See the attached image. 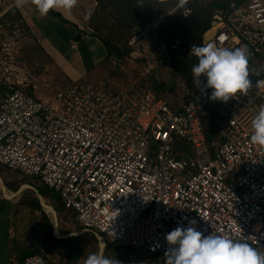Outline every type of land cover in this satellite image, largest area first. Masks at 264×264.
<instances>
[{"label": "built area", "instance_id": "built-area-1", "mask_svg": "<svg viewBox=\"0 0 264 264\" xmlns=\"http://www.w3.org/2000/svg\"><path fill=\"white\" fill-rule=\"evenodd\" d=\"M230 6L213 14L202 43L246 46L255 71L264 51V0ZM156 23L128 40V60L141 62L132 81L109 87L70 79L48 92L19 66L18 40L1 26L0 165L37 176L82 231L121 246L125 264H164L165 234L189 219L264 253V146L250 141L251 121L264 106V76L219 100L226 121L208 143L201 115L217 100L179 79L174 95L162 96L144 80L166 65L165 45L150 33ZM11 33L21 35L17 23ZM19 264L72 263L39 245Z\"/></svg>", "mask_w": 264, "mask_h": 264}, {"label": "rangeland", "instance_id": "rangeland-1", "mask_svg": "<svg viewBox=\"0 0 264 264\" xmlns=\"http://www.w3.org/2000/svg\"><path fill=\"white\" fill-rule=\"evenodd\" d=\"M7 1L0 0V6H4L0 11V15L6 8L10 7V5L5 6ZM98 8V0H75L72 8L66 11L69 18L74 20V24L72 23L69 26L61 25L59 27L58 25L40 22L38 36L40 37L42 49L39 47L35 37L30 38L32 34L29 30L25 31L21 20L16 21L21 31L20 36L11 33L14 30L15 21L12 27H10L11 21L0 23V28L2 26L3 31L9 33V37L18 40V49H16L18 64L19 66L24 65L30 75L36 79L35 81L39 84L42 92L51 91L56 85L68 81L70 78L80 82H105L109 87H114V84L130 82L138 75L141 70V62L139 60H128V57L123 60L119 58L112 61L106 59L107 53L105 48L102 47L100 39L89 34V28L86 29V24L90 25V16L93 13L96 24L103 19L106 22L110 21L108 16L103 15L102 19L99 18ZM76 27L82 31V34L77 41L78 47L74 50L69 47L68 32ZM40 30H42L41 33ZM100 31L106 32L105 29H100ZM4 37L0 33L3 47L5 45L3 43L6 41ZM14 46L12 44L7 48L14 52ZM45 49H50L56 56L61 53L62 58L73 68H79L82 65L84 67L83 74L76 78H74L75 75H70L68 79L57 74L60 72L46 58L47 52L44 51ZM260 67L264 72V60ZM156 76L168 84H175L178 79L177 76H172L166 65H161L146 75L144 80L151 84L152 87L155 85L152 78H156ZM45 83H48L49 87L45 88ZM33 182L34 179L30 178V176L0 165V198L11 201L15 206L9 214V203L6 200L0 201V264H11V261L19 252L24 253L34 249L36 252L39 245L49 250H59L66 256L71 254V261L77 264H86V258L91 253L108 257L114 261V264H124L125 257L122 250L112 245H106L108 244L107 240L99 239L89 231H82L74 219L73 212L64 209L60 201L52 197L51 194L38 197ZM9 183L16 184L17 189L15 191L9 189L7 186ZM31 197L38 198L42 207L41 210L32 209L29 205H26L25 202ZM46 218H49L52 224L53 234L57 237H63V241L55 242L48 238L46 235ZM9 225L17 233L18 242L17 239H12L11 236H8ZM15 262L17 264V259H15Z\"/></svg>", "mask_w": 264, "mask_h": 264}, {"label": "trees", "instance_id": "trees-1", "mask_svg": "<svg viewBox=\"0 0 264 264\" xmlns=\"http://www.w3.org/2000/svg\"><path fill=\"white\" fill-rule=\"evenodd\" d=\"M15 1L16 0H8L6 2L5 6L10 5V7L6 8V10L0 15V23L11 21L12 23L10 27H12L14 21L16 23V21L21 20L18 8L14 4ZM242 1L243 0H186L185 4L181 7L178 6L179 0H98L99 18L103 15L108 16L110 21L108 20L106 22V20L103 19L96 24V19L94 18L93 13L90 16V25L86 24V29L89 28V34L98 37L103 43L107 53L106 59L112 61L119 58L123 60L127 59L130 50L127 43L133 33L140 31L152 22L157 21L156 25L151 28L150 33L155 34L165 45V63L167 68L171 71L172 76H177L181 82L191 87L194 86L191 67L197 62V60L194 56L188 54L190 46L203 44L202 36L209 29L212 16L216 11L222 10L226 14L233 10L230 6L231 3L237 5ZM3 8V5L0 6V11ZM49 11L53 15L60 16L66 21L59 11L53 9H50ZM22 25L23 28H25V31L29 30L24 23ZM100 29H105L106 32H101ZM81 34L82 31L78 30L73 36V39H79ZM263 60L264 52H261L256 56L254 61L257 69L255 71L248 70V78L251 86H253L254 81H257L264 76V72L260 67ZM152 79L155 82V85L152 87L157 93L162 96L174 95V83L168 84L158 76ZM30 90L31 88L29 87L28 91L31 92ZM221 106L222 104L219 100L214 101L204 109L201 115L204 133L208 143L217 138L221 124L226 121V115L221 112ZM30 178L34 179L33 183L35 184V190L40 195L47 196L51 194L52 197H55L60 201L64 208L60 195L57 192L48 188L37 176H30ZM7 186L13 191L17 189V185L14 183H9ZM25 203L32 209H42L41 204L36 197H31ZM46 229V235L51 240L55 242L64 240L63 237H57L53 234L52 224L50 223L49 218H46ZM106 245H112L119 250H122L125 257V251L121 246L109 241ZM47 251L52 252L54 250L47 249ZM32 253H34V250L24 252L19 256V261L26 255ZM61 254L66 256L63 252H61ZM71 256V254H68L65 257L68 262H72Z\"/></svg>", "mask_w": 264, "mask_h": 264}, {"label": "clouds", "instance_id": "clouds-1", "mask_svg": "<svg viewBox=\"0 0 264 264\" xmlns=\"http://www.w3.org/2000/svg\"><path fill=\"white\" fill-rule=\"evenodd\" d=\"M74 2L35 0V6L41 16H46L50 9L70 10ZM185 2L179 0L178 6L182 7ZM188 54L197 60L191 67L193 84L201 93L207 91L209 100L228 101L236 93H245L250 87L246 46L227 48L209 42L191 45ZM251 128L250 141L264 146V106L254 115ZM164 238L169 245L165 250V264H264V253L258 252L248 241L206 233L196 227L194 219L170 230ZM86 264H114V261L91 253L86 258Z\"/></svg>", "mask_w": 264, "mask_h": 264}, {"label": "crops", "instance_id": "crops-1", "mask_svg": "<svg viewBox=\"0 0 264 264\" xmlns=\"http://www.w3.org/2000/svg\"><path fill=\"white\" fill-rule=\"evenodd\" d=\"M14 4L17 6L18 11H19V13L21 15V21H22V23H24L28 27L29 31L32 34V35H30V38L35 37L36 40L38 41L39 47H41V49H42V46L40 45L41 44L40 43V37L38 36L39 35L38 31L40 29V22L50 23V24H53L55 26L58 25L59 27H61V25H63V26L64 25H68L69 26L70 24H72L74 22V20H71L69 18V15L66 14L67 13L66 12L67 10H65L63 8L53 9V10L59 11L61 13L62 17L66 21H64L60 16L53 15L50 11L48 12V14L46 16H41L40 13L38 12L36 6H35V0H16L14 2ZM78 30L79 29L76 27L74 29L72 28V30H70L68 32L70 43L73 40V36L78 32ZM41 31L42 30H40V33H41ZM77 41H78V39H77ZM100 43L102 44V47H104L103 43L102 42H100ZM77 47L76 48H71L70 47V48L76 50ZM52 50L54 52H56L55 49L52 48ZM44 51L47 52L46 58L49 59V61L51 62V64L54 65L59 70L60 73H57V74H60L64 78H67V79L70 78V75H75L74 78H76V77H79L81 74H83L84 67L82 65L79 68H73V67H71L69 65V63L67 61H65V59L62 58L61 53H59V55L56 56V55L53 54V52L50 49L49 50L48 49H45ZM70 79H68V80H70ZM65 82L59 83L58 85L64 84ZM114 85H115L114 87H117L119 85V83H116ZM4 89L5 88H4L3 84L0 83V99H1V97L3 95ZM35 192H36V195L38 197H40V194L36 190H35ZM2 200H6L9 203V208H10L9 209L10 210L9 211V214H10L12 212L13 208L15 207L14 204L11 201H8L5 198H0V201H2ZM16 235H17V233L14 232L12 230L11 225H9V227H8V236H11L12 239H17V242H18L19 240H18V237ZM28 251H31V250H28ZM54 251H56V249ZM34 252H35V249H34ZM58 252L61 254V252L59 250H58ZM21 254H23V253H20L19 252L16 255V257L13 258V260L11 261V264H16L15 259H17V261H18L17 264H19V262L22 260L21 259L19 261V256H21ZM71 263L72 264H77V263H74V262H71ZM124 264H125V261H124Z\"/></svg>", "mask_w": 264, "mask_h": 264}, {"label": "bare ground", "instance_id": "bare-ground-1", "mask_svg": "<svg viewBox=\"0 0 264 264\" xmlns=\"http://www.w3.org/2000/svg\"><path fill=\"white\" fill-rule=\"evenodd\" d=\"M212 32V29H209L205 32V36H208Z\"/></svg>", "mask_w": 264, "mask_h": 264}]
</instances>
